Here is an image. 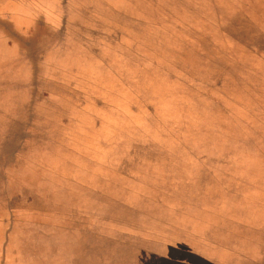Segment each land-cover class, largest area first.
<instances>
[{
    "label": "rangeland",
    "instance_id": "374dc122",
    "mask_svg": "<svg viewBox=\"0 0 264 264\" xmlns=\"http://www.w3.org/2000/svg\"><path fill=\"white\" fill-rule=\"evenodd\" d=\"M71 1L72 7L69 8L62 6V0H31L28 3L0 0V139L4 140L2 137L5 136V142L1 144H5L7 154L12 155L7 160L10 162L7 171L9 178L13 174V178L18 180L11 181L14 185H2L0 182V202L7 191L14 194L18 192V187L22 189L18 192L22 198L19 201L21 203H17L15 207L18 221L9 222L8 228L16 224L17 229L21 228L23 234L27 235L39 232L37 229H54L57 233L56 249L59 254L62 253L56 257L62 264H73L71 257L74 247L79 253L87 246L92 249L91 264H95L100 259V252L105 250L101 243L107 244V240L103 241V237L96 235L100 234L97 231L133 228L136 230L135 234L125 239L123 244H115V239L109 238L108 244L119 248L116 253L125 254L117 255L119 258L123 257V263L117 264H162L161 261L170 254L168 255L167 245L163 244L168 239L159 237L160 233H179L174 230L178 222L173 217H165L176 213V210L179 212L182 207L178 208L180 205H174L170 198L158 194L159 192L178 195V183L188 176L189 181H197V185H200L194 192V197L191 194L188 200L198 202L220 215L232 211L231 207L235 208L233 215L242 213V206L246 205L243 198L237 199L241 205L238 202L228 204L227 176L215 174L219 178V181L216 180L211 173V160L203 157L200 151L195 153L197 144H206L203 138L217 148H226L232 144L235 152L232 153L230 164L226 158L224 163L229 166V170L231 168L237 181L242 183L240 185H244L249 179L248 173L253 180L255 176L261 175L264 194V164L257 147L254 142L244 140L236 132L234 134L237 135L230 138L228 133L232 130L227 114L221 113L213 104V98L226 94L237 103L247 101L241 88L244 84L254 87L253 90L260 94L259 98L264 96V77L249 78L244 72L238 74L233 70L234 76H238L231 74L229 78L228 63L223 61L227 54L225 46L229 43L231 54L247 61L249 67L257 66L264 73V0H140L146 1L147 6H155V19L149 23L150 27L146 24L147 27L143 28L134 21L147 22L146 19L131 17L129 20L134 23V30H126L130 23L128 19L124 22L123 46L118 47L117 53H135L144 59L109 62L108 67L123 71V79H116L109 74L97 77L100 73L96 70L104 67L99 62L93 63L96 66H92L88 79L82 76V72L69 73L72 69L70 66L75 65L74 69L77 71V65L80 66L81 57L78 56L79 49H73L75 45L65 48L66 60L62 64L66 69L65 72H59L60 77H47L43 80L28 77L24 68L26 63L35 64L36 57L29 53L38 47V44L30 40L50 42L51 28L62 23L65 15L81 25L92 24L90 19L83 16H90L86 10L88 5L96 7L92 0ZM75 7L81 15L74 16ZM24 27L30 31L25 32ZM85 33L84 36L90 37L93 42L99 40V37L98 40L95 39V33ZM219 38L223 43V39H226L227 43L219 44L218 51L213 50L215 46L212 44L217 45ZM163 40L166 41V46H163ZM91 48L98 52L101 47ZM110 48L116 51L115 46ZM21 50L29 53H21ZM251 52L262 53L263 58ZM27 54L30 55V63L27 62ZM214 54L219 55L221 62H216ZM21 57L26 59L21 61ZM21 63L23 67L20 66ZM62 64H59L61 68ZM218 64L225 66L221 70L219 67L220 74ZM71 74L79 76L72 77ZM215 79H220L223 83V92L215 91L216 94L213 95L211 86ZM121 81L124 87L127 86L123 90L124 100L140 102L137 106L142 108H145L149 100L151 104L154 103L155 108L149 111L131 110L124 108V105L116 110L117 104L111 99L115 95L110 92H117ZM94 85L107 87L108 93L96 90ZM36 87L43 88V94H40V89L37 95L38 98H43L45 104L42 111H37L43 114L38 116L43 118V124L30 127L21 124L20 119L34 106L21 115L23 110L20 105L35 100ZM132 87L141 93H130L131 90L126 89ZM197 91L201 93L197 94ZM100 97H106L107 101H104L107 103L95 99ZM7 102L11 105L9 124ZM37 112L30 110L28 118H37ZM148 117L150 119L147 121ZM29 128H34L32 132H36L35 134L44 135L43 151L46 158L43 160H30L25 156L26 148L28 150L33 142L30 139L25 140L26 143L22 141ZM35 146L40 147L42 143L37 142ZM18 148L20 152L13 157ZM50 151L52 155L48 154ZM181 155H187L188 158L183 160L188 164L180 166ZM4 159L1 154L0 179L4 176L1 173L3 168L5 170L7 156ZM18 161L24 165L21 170L15 167ZM189 166L192 171V166L199 169L196 180L191 173L181 172L187 173ZM210 185L214 186L213 190L209 188ZM216 185H219V189ZM150 187H154V190ZM232 193L237 195L238 190ZM36 194L42 197L39 198L40 203L27 200L26 195ZM218 199L220 206L212 207V202ZM44 200L47 203L45 205H48L46 208ZM24 203H30L34 209ZM46 209L51 211L46 213ZM242 223L235 225L228 219L211 221L212 226L204 224L202 230L198 227L193 230L211 238L214 233V239L221 241V247L212 250L218 257L224 258L218 264H264V248L255 245L251 248L240 246L245 243ZM80 228H86L87 234ZM3 230L0 219V233ZM247 237L256 238L249 239L254 242H264L260 234ZM173 239L179 240L175 237ZM132 240L135 241L133 245ZM186 241L192 243L189 238ZM228 245L246 252L232 254L231 250L223 248ZM200 249L208 251L202 245ZM182 256L188 261L187 258L194 255ZM194 261L195 264H203V261ZM109 264L115 263L113 261Z\"/></svg>",
    "mask_w": 264,
    "mask_h": 264
},
{
    "label": "crops",
    "instance_id": "0c3cea01",
    "mask_svg": "<svg viewBox=\"0 0 264 264\" xmlns=\"http://www.w3.org/2000/svg\"><path fill=\"white\" fill-rule=\"evenodd\" d=\"M29 1L31 0H7V2H10V3L12 2L13 3L14 2L28 3ZM98 1L99 2H95L92 0L93 4H95L96 7H92L91 5L87 6L86 10L88 13H90V16L83 15L84 17L90 19L89 21L92 22V24H90L89 26L81 25L77 22L71 21L70 16L65 15L62 23L59 22L58 24L54 25L51 28L52 34H51V37H49L50 42L30 40L32 42L34 41L36 45L38 44L37 49L34 48L33 50H30L31 53L26 52L25 50L24 51L21 50V53H29L36 57V59H34V62H35L34 65H29L28 63L25 62L26 65H25L24 70H25V73H27L28 77L32 76V77H35L41 80L47 77H56V76L60 77L61 74L59 72H65V69H66V67H64V65L62 64L66 60V56L64 55L66 46H69V48H72L73 45H75L73 49H75V47L76 49H79L77 50L79 52L78 56L81 57L80 66L77 65L79 70L77 71L76 69H74L75 67L74 65V66H70V68L72 69H70L68 72L69 73L82 72L83 74L82 76L87 79L89 78L87 76H89V72L92 70V66L94 65L93 63L99 62L104 65L103 69H100L99 71L96 70L98 74L100 73L97 77H101V76H105V74L107 75L109 74V76L116 77V79L118 78L123 79L124 77L123 71L113 70L110 66L109 68L108 67L109 62L110 63L119 62V61L122 62L124 60L135 61V60L144 59V58L142 59L140 55L138 54L132 53V54L125 55L122 52L117 53V50L119 46L121 47L123 46L124 22L127 21L128 19L130 23L128 24V26H126L125 28L126 30H134V23L132 22V20H129V19H131V17H141L143 19H146L147 22H138V21H134V22L141 24L143 28L147 26L150 27L149 23L155 19V6L153 7L147 6L146 1L148 0L144 2H141L140 0H136V1L135 0H98ZM61 3H62V6H68L69 8L72 7L71 0H62ZM74 3L83 6V4L79 2H74ZM83 7H86V5H84ZM73 14L74 16L81 15L77 7L74 8ZM9 18L10 17H8V19ZM259 19L260 21H262L261 20L262 18L259 17ZM146 24L147 26H145ZM23 29L26 30L25 32L30 31L26 27H24ZM86 31H88L91 34L95 33L96 35L95 39L98 40V37H99V40L96 42H93V40L90 37L88 38L85 37L84 35L86 34L85 33ZM25 35L27 36L28 33H26ZM25 39H28V38H25ZM218 40H217L218 42L217 45L212 44V46H215L213 50L218 51L220 49L219 44L227 43L226 39H223L224 43L222 40H220V38ZM162 43H163V46H166L165 40H163ZM70 44L72 45L71 47H70ZM134 44L136 43L134 42ZM151 45L155 46L154 43H151ZM92 46H97L101 48H99L98 52L96 51L94 52L93 51L94 49L91 48ZM111 46H115L116 51H113V49L110 48ZM225 51L227 54L224 55L225 59L223 61H226L228 63L227 67L229 68L228 70L229 78L231 77V74L232 76H234V73L236 72H238V74H240L239 72H244L245 74L248 75L249 78L250 77L252 78L253 76L254 78L264 77V73L262 71H259L260 69H258L257 66L249 67L247 65L248 64L247 61L239 59L238 57L235 56L234 53L231 54L229 43H227V45L225 46ZM114 52L116 53L114 54ZM29 54H27V58H28L27 62H29V58H30ZM252 54H254L255 56L258 55L260 58H263V56L261 55L262 53H252ZM125 56H126V59H125ZM213 56H215L214 58H216V62L219 63L220 61L219 55L214 54ZM25 59L26 57H21V61H24ZM59 64H62L63 68H61ZM20 66L23 67V64L21 63ZM219 67H220V70H221V67L222 69L225 68L224 65L218 64L217 65L218 73H219ZM233 70H234V73H233ZM101 71H104V73L102 74ZM148 73L149 71H147V74ZM71 76L77 77L79 75L71 74ZM237 76L238 75L234 77H237ZM212 78L214 80L215 78L214 75H212ZM120 83L121 84L119 86L121 87L120 89L117 90V92H115V90L113 91L111 90L110 92L115 95V96H112L111 99L115 102V104H117L115 106L116 110H120L121 108H123L124 105H125L124 108L127 107L128 109H131V110L142 109V110L149 111L150 109L155 108L154 103L151 104L149 100L148 102H146V105L144 106L145 108L137 106L140 102H129L127 100H124L122 96L124 93L123 90L127 86L124 87L123 81H121ZM212 83L213 84L211 86L212 87L211 91L213 92V95L216 94L215 91L219 93L223 92V90L221 91V87L223 83L220 81V79H217L216 81H212ZM93 87L97 88L96 90L98 91H101V92L104 91L108 93V90L106 91L107 87H103L101 85H98V86L94 85ZM241 88H242V93L244 97L247 99V101H242V103H237L232 99L230 95L226 94V96L223 95L219 98L218 97L213 98V104L215 105V107L220 109L221 113L223 112L227 114L226 115L227 120L230 122V128L233 131V132L231 131V133L230 132L228 133L230 138L231 137L233 138V136H236L238 134L244 140L254 142V145L257 147L256 150L259 153V157L262 160V163L264 164V150H263V147H264V96L259 98L260 94H257V91L253 90L254 87H252L251 85L244 84L243 86L241 85ZM40 89H41L40 87L39 88L36 87L34 101H30L29 103H24L23 106L20 105L21 110H23V113H21V115H24L27 109H29V107L34 106L27 111L25 117H21L20 119L21 124H25V125L27 124V125H30V127L32 126L36 127L39 124L41 125L43 124V118L40 119L38 117V116H42L43 114L42 112L41 114L37 112L38 110L42 111L43 110L42 107L45 105L43 102V98L42 97L38 98L37 96L39 93L38 90L40 91ZM126 89H130L131 90L130 93H137V94L141 93V91H137L134 87L126 88ZM41 93L43 94V88L40 91V94ZM198 93H201V91H197V94ZM135 98L138 99V97H135ZM90 99H92V96H90ZM95 99L96 100L100 99L99 102L101 103L102 102L107 103L104 101L106 100V97H100V98H95ZM72 103H75V102H72ZM119 103L122 105H119ZM10 107H11L10 103L7 102V124L10 123V119H11L10 118L11 108ZM30 110L32 111L34 110L35 112H37V118H33V117L28 118V115L30 114L29 113ZM133 116H134V113H133ZM149 119L150 118L148 117L147 121ZM28 120H29V123L27 122ZM33 130L34 128L32 130L29 128L28 130L29 132L22 139L23 142H25V140L27 139L28 140L30 139L29 141H33L32 144L30 143L32 146L29 145L28 150L26 148L27 153L25 154V156L27 159H30V160L32 159L35 160L38 158L40 160H43L46 158L45 153L43 151L44 135L35 134L36 132L33 133L32 132ZM139 132H141V130ZM235 132L237 134H234ZM64 136L66 135L64 134ZM30 137L31 138L34 137V139H31ZM2 138H4L5 140L4 135ZM4 140L0 139V156L1 154L4 155L5 159L7 156V159L6 160L4 159L6 166H5V170L3 168V171L1 173V175L4 174V176H2V179H0V182L2 183V185H14L13 183H11V181L15 179L16 181L15 180L14 181L18 182V180L15 177L13 178V174H11L12 179L9 178V173L7 171L9 170L8 167H9L10 162L8 163L7 160L11 159L12 155L11 153H8L9 154L8 155L5 144L4 145L1 144V142H5ZM204 141L206 142V144L204 143L202 145L201 144L196 145L195 153L198 154L200 151L203 157H206L207 159L211 160V173L216 180L219 181V178L215 177V174H225L227 176V180H228L227 185L229 189L228 196H227L228 204L237 203V202L240 203L238 201L239 198H243L244 201L246 202V205L244 204V206H242V210H243L242 213L240 212V213L233 215L234 212L232 211H235V208L231 207L230 210L232 211H229V213L225 214L226 215L225 216L224 214L220 215L219 212L217 211L207 209L206 207L202 206V204L198 202L190 201L187 198L191 197V194H193V197H194V192L197 191V188H199L200 185H197L199 183L197 181L196 182L189 181L188 176L186 180L180 181L178 183V185H180V193L178 195H176L175 193H169L166 191L159 192L158 194H164L166 198L168 199L170 198L172 200L171 203H173L174 205H180L178 206V208L182 207V210H179V212H177L176 210L175 211L176 213H170V215H166L165 217V219H169L173 217L174 220L178 222L174 230L179 231V233L174 234L170 232L168 234L169 231L167 233H160L161 235H159V237L162 236L163 239H168V240L171 239L169 240V242L167 240V241H164L163 243L165 246L167 245V250L169 251L168 255L169 254L170 255L168 258H164L163 261H161L162 264H195V261H194L195 259L197 261H203V264L221 263V259H224V258L218 257V255L212 251L215 247H218V248L221 247L220 246L221 241L214 239V236H213L214 233L211 234L213 237L211 238L209 236L208 237L205 236L204 234H198V231L193 230V228L195 227H198V229L202 230V227L204 224H207L208 226H212L211 221L219 222V221L228 219L235 225H237V223L243 222L242 223V226H243L242 228L244 229L243 241L245 243H241L240 246H243V247L247 246L251 248L252 245H255L257 247L259 246V248H264L263 241L254 242L249 239H256V238L247 237V236L255 237L257 234H260L261 239H264V197H262L264 196V194L262 193L263 187L261 186V184L263 181L261 179V175L260 177L255 176L253 180L251 178L250 173H248L249 179H247L245 183H243L244 185H240L242 183L240 181H237V179L232 174L231 168L229 170V166H227L224 163L225 158H226L227 163L230 164L232 153L235 152L232 149V144L226 148H217L211 144H208L205 138H203V142ZM234 141H236V138ZM37 142L42 143V146L36 147L35 144ZM19 150L20 148H18L17 152L14 154L13 157L18 155V153L20 152ZM48 154L52 155V152L50 151L48 152ZM120 156L123 157V154H121ZM186 158H188L187 155L180 156V163H179L180 166H182L181 164H184V163L188 164L183 160ZM19 159L23 160L22 157H20ZM213 166H215L216 169H214L215 167L213 168ZM15 167L21 170L22 168H24V165L21 161H18V165H15ZM192 168L194 171H192L189 166V170L187 173L183 171L181 172L183 174L191 173L192 175H194L193 177L196 180V177H197L196 174L199 171V169L193 166ZM262 169L264 171L263 167ZM255 184L257 186H254ZM203 186L201 187L202 189H203ZM213 187H214L213 185L209 186L211 190H213ZM150 188L154 190V187H150ZM216 188L219 189V185H216ZM19 189L21 188L19 187L17 188L18 192H19ZM32 189L36 190L37 188H32ZM2 190L3 188H1V192ZM236 190H238L237 195H235L236 193L235 194L232 193V191H236ZM18 192L13 194L11 191H7V193L4 194V198H3L4 201L2 200L0 202V219L2 220V225L4 228L3 232L0 233V264H62L60 261L58 262V257H56V255H60L62 253L59 254L58 250L56 249L55 239H56L57 233H55L54 229H50V230H48V228L45 230L37 229L39 230V232H33L27 235V234H23L21 228L20 230L17 229L18 226L16 224L8 228L9 222L18 221L17 219L18 211L15 207H16V204L21 203L19 201L22 200L21 195ZM255 193H257L258 195H255ZM1 194L3 195V193ZM26 197H28L27 199L28 201L34 200V202H39L40 201L39 198L42 199L40 194L39 195L36 194V196L26 195ZM232 198L236 200L238 199V200L234 201ZM24 204H27L31 209H34L30 205V203H24ZM45 204L47 203L44 200L43 205L46 208V206L48 205H45ZM213 206L215 207L220 206V200L218 199V201H213L212 207ZM46 210H47L46 213H49L48 211H51L49 209H46ZM31 213H30V216H32ZM231 216H234V217H231ZM223 217H226V218H223ZM239 220H241L242 222H239ZM80 229H82V231L84 232L86 231V234H87L86 228H80ZM126 231H129L131 233H127ZM135 231L136 230H134L133 228L127 229V230L121 229L119 231L112 230L110 232L108 230L103 231V229L102 231H97L100 234H96V233L95 234L103 237V241L107 240V244L105 243L104 245L103 243H101L102 247L105 250L100 252V255H101L100 259L96 260L98 261L96 263L109 264L110 262H113V261L115 264L123 263L122 262L123 257L121 256V258H119L117 255L124 254V253L123 252L116 253V251L119 248L117 247L116 249V247H114L113 245H109L108 244L109 238L111 240L115 239L114 240L115 244H118V245L123 244L124 240L125 239L127 240L129 236L133 237V235L135 234ZM74 232L76 231L74 230ZM174 237L179 238V240L173 239ZM187 238L190 239V241L192 242L191 244L188 243V241H186ZM245 240L247 241V244ZM133 241L134 240L131 241V245H133V243L135 242ZM127 243L130 244L129 242ZM199 244L202 246H205L208 249V251L203 252L200 249ZM182 245L184 247H182ZM233 246L234 245H231V246L228 245V247H223V248L231 250L232 254H241V253L246 252V251L238 250L236 247H233ZM87 247H84L79 253L75 247L73 248V251H72L73 257H71V259H73V264H86L87 262L91 264L92 249L91 247L89 248ZM87 249L89 250V252H87ZM175 254H178L180 256H175ZM182 255H190V256L194 255V256L190 257V259L187 258L188 261H186L185 257H183ZM113 256L114 257L116 256V257L114 258ZM155 257H157L156 254H155ZM155 264H159V263H155Z\"/></svg>",
    "mask_w": 264,
    "mask_h": 264
}]
</instances>
